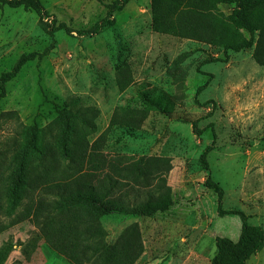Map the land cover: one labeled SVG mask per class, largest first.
Masks as SVG:
<instances>
[{
	"label": "rangeland",
	"instance_id": "rangeland-1",
	"mask_svg": "<svg viewBox=\"0 0 264 264\" xmlns=\"http://www.w3.org/2000/svg\"><path fill=\"white\" fill-rule=\"evenodd\" d=\"M113 1L40 0L47 22L64 24L71 32L58 30L56 46L28 61L5 84L0 172L15 150L20 123L45 127L64 101L78 97L81 106L94 109L93 129L82 133L87 149L96 141V150L104 155L105 164L96 172H108L118 184L129 185L122 191L126 204L165 194L173 199L166 211L152 216L102 217L108 239L136 225L142 252L134 264H210L216 236L237 240L240 220L218 215L217 197L204 186L207 172L198 157L207 145H212L209 173L224 190L222 209L241 210L249 224L264 229V68L251 57L253 49L228 51L226 62L200 66L202 60L223 54L199 42L153 32L150 0H130L113 13L111 25H103L97 34H83L105 16L104 4ZM221 9L230 13L231 6ZM48 45L49 36L34 11L0 6V74L20 55L42 53ZM200 71L212 77L195 95L207 79ZM158 93L169 97L171 109L147 110L140 122L144 94ZM206 101L211 103L202 105ZM8 112L15 115H3ZM130 116L136 117L132 129L120 124ZM141 156L159 168L149 169L150 177H156L146 184L133 180L131 174L139 176V171L129 172L132 161ZM68 165L63 160L52 163L53 172H62L55 180L63 178L64 171L70 174ZM35 200L36 192L11 214L0 212V249L4 243L10 246L4 264H70L40 237L32 220ZM246 264H264V248Z\"/></svg>",
	"mask_w": 264,
	"mask_h": 264
},
{
	"label": "trees",
	"instance_id": "trees-1",
	"mask_svg": "<svg viewBox=\"0 0 264 264\" xmlns=\"http://www.w3.org/2000/svg\"><path fill=\"white\" fill-rule=\"evenodd\" d=\"M100 1V0H99ZM130 0H114L104 4L105 16L83 32L97 34L100 28L113 23V13L121 10ZM222 5L231 6L225 13ZM0 6L22 7L34 11L39 17L40 28L48 34L49 45L42 53L22 54L9 71L0 74V99L5 96V84L12 80L21 67L35 58L40 59L56 46L55 33L64 29V24L54 26L47 22L49 15L40 0H0ZM150 29L153 32L192 40L221 52L222 57H208L199 65L211 62H226L228 51L252 50L255 63L264 68V0H150ZM207 79L198 85V95L208 85L212 74L204 73ZM145 109L167 113L171 100L162 93L144 94ZM211 103L206 101L202 105ZM136 112V111H135ZM94 109L80 105L78 97L62 103L57 116L45 127L19 124L14 145L15 150L5 171H1L0 212L11 214L25 197L36 192L32 220L44 242L70 264H134L142 252V243L136 225L125 228L113 240L101 224L102 217L118 215L152 216L164 212L173 205L169 194L148 200L138 205L126 204L123 200L126 185L106 172L102 176L96 169L105 164L104 155L96 150V141L87 149L83 130L93 129ZM139 113V112H138ZM15 115L14 112L3 115ZM136 117L130 116L120 124L133 127ZM194 132L200 134L197 123H191ZM212 145H207L198 157L202 169L207 172L204 186L212 190L217 199V214H232L239 218L237 240L218 235L215 238V253L210 264H246L247 260L264 248V229L249 224L248 216L241 210H223V188L211 177L207 155ZM59 160L70 163V174L56 179L61 171H52V163ZM158 160V159H153ZM49 168V169H48ZM150 168L159 170L157 163L145 157L132 161L129 172L139 171L138 183L146 184ZM165 170V169H164ZM47 184V185H45ZM43 185L42 189H37ZM37 189V190H36ZM118 192L115 193L114 190ZM10 246L4 243L0 249V264H4Z\"/></svg>",
	"mask_w": 264,
	"mask_h": 264
}]
</instances>
